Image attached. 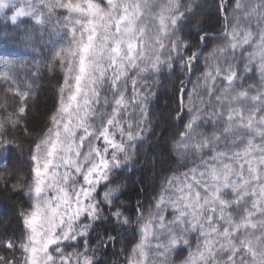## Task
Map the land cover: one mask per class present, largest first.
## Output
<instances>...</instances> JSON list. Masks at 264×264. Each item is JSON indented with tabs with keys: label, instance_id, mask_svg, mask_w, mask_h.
Masks as SVG:
<instances>
[{
	"label": "snow or ice",
	"instance_id": "6c2138e0",
	"mask_svg": "<svg viewBox=\"0 0 264 264\" xmlns=\"http://www.w3.org/2000/svg\"><path fill=\"white\" fill-rule=\"evenodd\" d=\"M218 7L223 30L199 35L194 47L179 35L192 0H0L5 21L19 27L27 18L49 35L47 67L62 73L29 150L24 231L3 242L0 264H100L97 252L121 234L97 235L93 245L105 222L135 224L123 264H264V0ZM216 39L223 43L205 52ZM21 63L0 56V85L20 100L14 110L0 104L5 167L20 148L11 133L32 137ZM177 65L175 118L188 117L172 145L177 167L147 205H117L116 171L130 170L150 131L153 77Z\"/></svg>",
	"mask_w": 264,
	"mask_h": 264
},
{
	"label": "trees",
	"instance_id": "16d2710c",
	"mask_svg": "<svg viewBox=\"0 0 264 264\" xmlns=\"http://www.w3.org/2000/svg\"><path fill=\"white\" fill-rule=\"evenodd\" d=\"M183 2L188 3L189 0ZM219 3L220 0H192L193 11L183 22L179 35L192 41L195 47L199 43V35L221 32L223 25ZM22 19L25 23L16 27L0 17V56L22 62L18 66L17 83L20 90L29 91L25 123L32 133L30 138L24 135L22 128L12 132V136L19 138L20 148L8 157L6 167L0 161V253L6 252L3 242L9 239L18 241L23 234L24 228L19 214L30 206L26 195L30 180L29 150L32 139L45 127L47 116L56 101L58 83L62 78L58 67L52 70L47 67L49 35L45 33L41 36L39 31L32 29L27 18ZM221 43V39L210 41L204 51L207 52L214 44ZM200 70L202 69L198 68L197 74ZM153 79L155 95L149 105L150 131L144 134L145 138L137 145L130 170H117L114 176L113 186L121 185L116 203L119 205L123 201L130 209L135 208L137 201H143L147 205L158 190L163 174L177 167V157L172 145L179 139L183 124L188 119L186 115L182 120L175 118L178 111V89L180 81L184 79V73L179 71V66L173 71L162 68L160 74ZM187 87L191 88V84ZM5 100L10 110H14L20 103L19 98L12 93L5 95L0 85V104ZM97 228L98 231L92 234L93 245L97 235L103 236L107 233L116 236L117 232L121 233L114 245L101 248L97 252L100 264H123L124 256L136 239L135 224L127 231L119 226L113 227L109 222L99 224ZM122 247L125 249L123 253Z\"/></svg>",
	"mask_w": 264,
	"mask_h": 264
}]
</instances>
